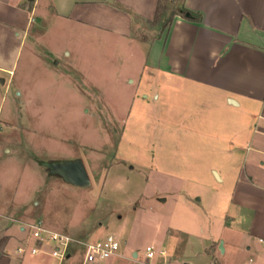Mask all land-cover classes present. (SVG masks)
<instances>
[{
  "label": "rangeland",
  "instance_id": "374dc122",
  "mask_svg": "<svg viewBox=\"0 0 264 264\" xmlns=\"http://www.w3.org/2000/svg\"><path fill=\"white\" fill-rule=\"evenodd\" d=\"M11 2L0 0V22L17 28L13 41L24 40L8 91L0 85V210L31 224L41 211L57 215L58 231L77 241H120L123 256L88 264H145L149 246L156 254L150 264H182V254L186 264H210L198 248L210 239L232 244L224 264L247 263L246 240L222 218L234 212L230 189L207 170L224 159L213 154L216 142L210 154L202 142H161L156 104L141 98L152 96L153 78L139 80V40L157 30L140 23L130 38L110 36L43 7L19 13ZM66 159L81 161L88 186L69 184L47 167ZM181 232L191 235L187 244ZM216 245L207 252L216 253ZM82 259L74 248L64 264Z\"/></svg>",
  "mask_w": 264,
  "mask_h": 264
},
{
  "label": "crops",
  "instance_id": "0c3cea01",
  "mask_svg": "<svg viewBox=\"0 0 264 264\" xmlns=\"http://www.w3.org/2000/svg\"><path fill=\"white\" fill-rule=\"evenodd\" d=\"M8 1H12L11 9L19 13L29 10L31 15L43 7L57 19L122 38H130L140 23L147 25L152 21L158 2L30 0L27 6L24 0ZM183 6L201 16V21L194 23L176 16L159 38L153 31L155 35L151 38L139 40V80L146 78L145 73L153 78L152 96L142 93L141 98H151L156 104L155 124L161 142L164 136L171 141L202 142L200 145L209 149L208 154L210 142H216L213 154L224 159L207 170L218 183L230 189L229 203L234 207L233 214L222 218L225 217L227 227H233L246 240L244 251L249 261L245 264H264L261 244L264 240V0H184ZM16 29L0 22V73L8 75L7 79L0 76V85L5 87V92L24 40V35L19 41L12 40L13 34L19 37L14 32ZM135 64L133 61L132 66ZM166 108L170 110L169 116ZM69 161L75 159L52 163ZM115 168H109L107 173ZM24 218L14 211L0 210V240L7 239L0 264H51L45 258L49 256H30L27 249L35 244L30 236L33 224L40 223L52 232L63 234L53 224L58 220L57 215L53 217L41 211L32 224ZM181 234L187 244L191 235ZM218 240L199 244L200 256L210 260V264L212 259L224 264L221 257L232 249L231 243L222 240L224 252L221 253ZM214 244H217L216 253H208ZM18 248L26 252L20 255ZM121 256L120 252L115 257ZM184 260L183 254L178 255V263L186 264Z\"/></svg>",
  "mask_w": 264,
  "mask_h": 264
},
{
  "label": "built area",
  "instance_id": "2783aa9c",
  "mask_svg": "<svg viewBox=\"0 0 264 264\" xmlns=\"http://www.w3.org/2000/svg\"><path fill=\"white\" fill-rule=\"evenodd\" d=\"M30 230V236L35 244L27 249L28 254L30 256L47 255L55 259L56 264H64V261L70 258L74 248L82 250V264L101 263L116 256L120 249V244L113 235H107L101 240L89 242L77 241L67 235L52 232L40 223L31 225ZM261 244L264 245V240L261 241ZM25 252L24 248L17 249V253L20 255ZM159 255L164 257L165 254L161 251ZM144 257L145 264H150L154 260L156 254L152 247H146Z\"/></svg>",
  "mask_w": 264,
  "mask_h": 264
},
{
  "label": "trees",
  "instance_id": "16d2710c",
  "mask_svg": "<svg viewBox=\"0 0 264 264\" xmlns=\"http://www.w3.org/2000/svg\"><path fill=\"white\" fill-rule=\"evenodd\" d=\"M174 0H158L154 18L152 21L147 22V25L152 30H157L156 37H160L163 33L167 32L174 17L179 16L189 22L199 23L201 16L193 14L186 10L181 0L178 6H171ZM145 40V38H143ZM7 243V239L0 240V255L3 253V249Z\"/></svg>",
  "mask_w": 264,
  "mask_h": 264
},
{
  "label": "water",
  "instance_id": "95a60500",
  "mask_svg": "<svg viewBox=\"0 0 264 264\" xmlns=\"http://www.w3.org/2000/svg\"><path fill=\"white\" fill-rule=\"evenodd\" d=\"M47 167L53 173L60 175L65 180V182L69 184L77 187H86L89 185V179L87 177L86 170L79 160L51 163L48 164ZM218 250L221 253L224 252L222 242H220ZM133 256L136 257V254H134Z\"/></svg>",
  "mask_w": 264,
  "mask_h": 264
}]
</instances>
